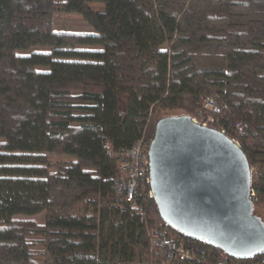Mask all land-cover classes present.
Here are the masks:
<instances>
[{"label": "trees", "instance_id": "16d2710c", "mask_svg": "<svg viewBox=\"0 0 264 264\" xmlns=\"http://www.w3.org/2000/svg\"><path fill=\"white\" fill-rule=\"evenodd\" d=\"M55 12L94 31L54 30ZM205 94L219 102L209 125L238 141L264 203V0H0V264H216L220 248L170 226L193 252L153 257L163 220L149 183L125 209L111 189L114 150L147 148L162 111L202 122Z\"/></svg>", "mask_w": 264, "mask_h": 264}, {"label": "water", "instance_id": "95a60500", "mask_svg": "<svg viewBox=\"0 0 264 264\" xmlns=\"http://www.w3.org/2000/svg\"><path fill=\"white\" fill-rule=\"evenodd\" d=\"M149 187L160 217L182 235L249 258L264 250L253 212L251 168L238 141L186 113L159 117L147 145Z\"/></svg>", "mask_w": 264, "mask_h": 264}, {"label": "built area", "instance_id": "2783aa9c", "mask_svg": "<svg viewBox=\"0 0 264 264\" xmlns=\"http://www.w3.org/2000/svg\"><path fill=\"white\" fill-rule=\"evenodd\" d=\"M199 107L200 110L210 111V114L199 123L203 125L212 123L214 121L213 113L219 110L217 98L209 94L202 95L199 98ZM194 119L197 121L196 118ZM235 127L238 133L243 131L242 124L236 123ZM220 130L224 131L223 129ZM114 155L119 170V176L111 186L114 199L122 209H125L126 206H135L136 198L143 194L141 185L149 183L147 148L144 146L143 139L139 138L128 146L116 148ZM251 193L254 195L252 188ZM145 196L152 197L150 188L146 191ZM139 207L143 210L141 206ZM167 226L169 225L163 221L160 226L152 227L149 230V249L153 257L171 261L178 256H187L193 252L190 250L191 247L193 248V240L188 239L189 242H186V238L168 234ZM196 241L206 243L200 240ZM259 254L262 255L260 258L264 262V250ZM227 256L228 254L221 250L216 264H223Z\"/></svg>", "mask_w": 264, "mask_h": 264}, {"label": "rangeland", "instance_id": "374dc122", "mask_svg": "<svg viewBox=\"0 0 264 264\" xmlns=\"http://www.w3.org/2000/svg\"><path fill=\"white\" fill-rule=\"evenodd\" d=\"M52 28L58 31H70V32H93L94 29L92 25L87 22L80 14L77 13H67V12H55L52 18ZM180 113L177 109H171L162 111L160 113L161 116L170 115V114H178ZM160 116V117H161ZM51 160L57 159H69L72 158L69 155H57V154H49L48 155ZM253 212L258 215L262 221L264 222V203L254 204ZM36 219H41L43 214H38L33 216Z\"/></svg>", "mask_w": 264, "mask_h": 264}]
</instances>
